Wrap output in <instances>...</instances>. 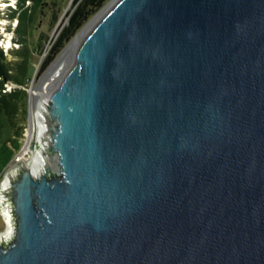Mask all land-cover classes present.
I'll use <instances>...</instances> for the list:
<instances>
[{
  "label": "water",
  "instance_id": "95a60500",
  "mask_svg": "<svg viewBox=\"0 0 264 264\" xmlns=\"http://www.w3.org/2000/svg\"><path fill=\"white\" fill-rule=\"evenodd\" d=\"M98 15L0 187V264H264V0Z\"/></svg>",
  "mask_w": 264,
  "mask_h": 264
},
{
  "label": "trees",
  "instance_id": "16d2710c",
  "mask_svg": "<svg viewBox=\"0 0 264 264\" xmlns=\"http://www.w3.org/2000/svg\"><path fill=\"white\" fill-rule=\"evenodd\" d=\"M27 0H17L19 13V25L16 29L17 37L15 44L17 49L12 48L11 54L17 60L10 59L8 54L0 47V173L21 149L22 137L25 125L22 122L28 115V94L26 85L32 75L30 66V54L27 46L29 23L32 21L30 8L25 7ZM40 2L42 0H32ZM74 5L69 11L68 17L60 33L47 51L44 66H48L55 60L65 43L77 33L81 26L90 20L108 0H73ZM43 35L38 38L37 46L43 47ZM9 84L13 86L9 88ZM23 114L25 117L20 118Z\"/></svg>",
  "mask_w": 264,
  "mask_h": 264
},
{
  "label": "rangeland",
  "instance_id": "374dc122",
  "mask_svg": "<svg viewBox=\"0 0 264 264\" xmlns=\"http://www.w3.org/2000/svg\"><path fill=\"white\" fill-rule=\"evenodd\" d=\"M111 1L112 0H108L105 6H107ZM24 5L25 7L30 8V19L32 20L29 23L28 32H26V37L28 40V46L26 50H28V53L30 54V66L32 68V75L30 76V80L25 87L29 101V103H27L28 115L25 117V114H23L20 117H25V120L22 122V124L25 125V132L23 133L21 141L22 145H25L23 151L26 152L28 151L26 147V140L28 137V129L30 128L29 118H31L32 90L42 85L44 81V75H46L52 63L57 61L61 53L66 48L72 46L80 37V35L92 25V23L99 16L98 14L105 6L95 15H93L90 20L87 22L85 21L77 33L65 43L64 48L61 49L54 61H52L48 66H44L47 51L50 49V47H52V44L58 36V33H60L62 27L64 26L69 11L72 8V5H74V1L42 0L40 2H34L32 0H27L26 4ZM16 11H18L17 0H0V47H2L8 54L9 58L13 59L14 61L17 59L11 54V50L12 48L17 49L19 46L18 44H15L14 39L17 37L16 29L19 25V13L17 12L16 15L14 14ZM40 35H43L42 48L37 46ZM45 83L46 81L44 84ZM12 86V84H9V88ZM30 156L31 155L27 153L25 158L28 159ZM6 228L7 226L3 223L0 217V233L6 230Z\"/></svg>",
  "mask_w": 264,
  "mask_h": 264
},
{
  "label": "bare ground",
  "instance_id": "6f19581e",
  "mask_svg": "<svg viewBox=\"0 0 264 264\" xmlns=\"http://www.w3.org/2000/svg\"><path fill=\"white\" fill-rule=\"evenodd\" d=\"M78 40H79V38L77 39V41L72 46H70L69 48H66L61 53V55L59 56L57 61H54L52 63V65L48 69L46 75H44V81H43L42 85L38 86L36 89L32 90V95H31L32 103H31V115H30L31 118H29L30 128L28 129V137L26 140V147H27L28 151L25 152L22 150L23 151L22 155L24 156L25 165L31 164L32 166H35L37 164L38 160L41 159L39 153L30 147L31 141H32L33 120H34L35 115H36V103H37L39 91H40V89L43 88L44 82L47 81L48 77L51 75V73L53 72L55 67H57V65L65 58V56L67 55L70 48H73L77 44ZM27 153H29L31 155L28 159L25 158ZM5 215H7V216H5L7 228H6V230H4L3 232L0 233V236H8L9 237L13 227H12V222L9 218L8 213L6 212Z\"/></svg>",
  "mask_w": 264,
  "mask_h": 264
},
{
  "label": "built area",
  "instance_id": "2783aa9c",
  "mask_svg": "<svg viewBox=\"0 0 264 264\" xmlns=\"http://www.w3.org/2000/svg\"><path fill=\"white\" fill-rule=\"evenodd\" d=\"M24 146L21 147L19 152L16 153L14 158L8 162V164L4 167L2 173H0V187H4L6 185L7 180H8L7 174H9V172L11 173L12 171H14L19 162H23L25 164L24 156L22 155V150H23ZM5 214H6V211L0 206V215H1L0 217L3 221V223L6 225L5 216H7V215H5Z\"/></svg>",
  "mask_w": 264,
  "mask_h": 264
}]
</instances>
